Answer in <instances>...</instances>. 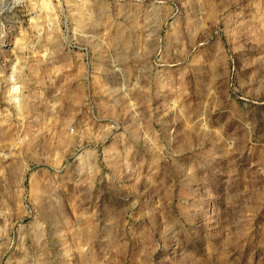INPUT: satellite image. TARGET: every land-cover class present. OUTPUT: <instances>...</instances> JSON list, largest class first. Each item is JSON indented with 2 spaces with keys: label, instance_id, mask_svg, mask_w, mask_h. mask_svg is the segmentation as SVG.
<instances>
[{
  "label": "rangeland",
  "instance_id": "obj_1",
  "mask_svg": "<svg viewBox=\"0 0 264 264\" xmlns=\"http://www.w3.org/2000/svg\"><path fill=\"white\" fill-rule=\"evenodd\" d=\"M0 264H264V0H0Z\"/></svg>",
  "mask_w": 264,
  "mask_h": 264
},
{
  "label": "built area",
  "instance_id": "obj_2",
  "mask_svg": "<svg viewBox=\"0 0 264 264\" xmlns=\"http://www.w3.org/2000/svg\"><path fill=\"white\" fill-rule=\"evenodd\" d=\"M17 90H18L17 88L13 89V91H15V92H17Z\"/></svg>",
  "mask_w": 264,
  "mask_h": 264
},
{
  "label": "clouds",
  "instance_id": "obj_3",
  "mask_svg": "<svg viewBox=\"0 0 264 264\" xmlns=\"http://www.w3.org/2000/svg\"><path fill=\"white\" fill-rule=\"evenodd\" d=\"M18 99V98H17Z\"/></svg>",
  "mask_w": 264,
  "mask_h": 264
}]
</instances>
